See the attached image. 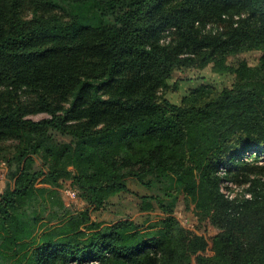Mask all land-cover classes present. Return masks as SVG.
Instances as JSON below:
<instances>
[{
    "label": "trees",
    "instance_id": "obj_1",
    "mask_svg": "<svg viewBox=\"0 0 264 264\" xmlns=\"http://www.w3.org/2000/svg\"><path fill=\"white\" fill-rule=\"evenodd\" d=\"M206 67L231 85L191 79L171 100L176 70ZM0 166V264H264V0H0ZM128 177L171 182L217 232L157 195L139 196L163 213L151 229L102 227L89 209ZM66 181L86 207H67Z\"/></svg>",
    "mask_w": 264,
    "mask_h": 264
},
{
    "label": "rangeland",
    "instance_id": "obj_2",
    "mask_svg": "<svg viewBox=\"0 0 264 264\" xmlns=\"http://www.w3.org/2000/svg\"><path fill=\"white\" fill-rule=\"evenodd\" d=\"M237 18V16H236ZM89 23L95 24L97 21L95 19L88 20ZM208 27H218L222 28V23L218 24H208ZM170 35H164L161 41H168ZM259 52L249 51L244 52L239 55L228 57L227 63L234 65L239 60L244 59L250 64H255L257 62ZM196 80L201 83H210L215 85L218 88L224 86H230L233 81V76L231 73H216L213 72L210 67H206L203 70L198 71H187V70H176L173 74V81H177L179 84V92L172 93L169 96L171 100L177 101L180 97V93L184 89L188 88L189 80ZM186 85V87H185ZM181 91V92H180ZM33 119H40L46 117L45 113H36L29 115ZM262 163V162H261ZM6 168L0 166V190H2L7 184L11 185L12 181L5 176ZM228 183H227V182ZM225 182L227 184H225ZM126 184L129 189L128 192H121L112 196L107 203L98 210L90 211L91 219L97 221L101 224L102 227L107 226L119 219L130 218L135 221L139 227L144 229H151L149 225L156 221L158 217L162 216L163 213L160 209L153 210H142L140 209V195H157L164 198L165 201H170L175 199L176 204L174 207V216L179 220L181 225L189 229L192 232L202 234L206 237L213 235L217 232V229L214 228L207 221H202L195 212L194 205L190 201H186L181 193H176L175 196L169 197L164 191L170 188L171 182L163 181L156 182L152 187H146L137 182L134 178H126ZM37 186H43V183H37ZM224 186L229 188H223L224 190L230 192L234 196L242 197L247 194V184L238 183L232 179L224 181ZM61 197L68 208L73 209H82L87 206V204L79 197L76 189L70 184L69 181L63 183L59 188ZM206 254H210L211 251L207 249Z\"/></svg>",
    "mask_w": 264,
    "mask_h": 264
},
{
    "label": "built area",
    "instance_id": "obj_3",
    "mask_svg": "<svg viewBox=\"0 0 264 264\" xmlns=\"http://www.w3.org/2000/svg\"><path fill=\"white\" fill-rule=\"evenodd\" d=\"M226 182H227V181H226ZM226 182H225V184L228 183V182H227V183H226ZM221 190H222L226 195H228V191L224 190L223 188H221Z\"/></svg>",
    "mask_w": 264,
    "mask_h": 264
}]
</instances>
